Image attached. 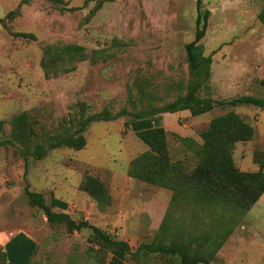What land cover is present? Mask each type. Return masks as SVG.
Instances as JSON below:
<instances>
[{"label": "rangeland", "instance_id": "1", "mask_svg": "<svg viewBox=\"0 0 264 264\" xmlns=\"http://www.w3.org/2000/svg\"><path fill=\"white\" fill-rule=\"evenodd\" d=\"M99 1L100 7L89 15ZM195 3L0 0V17L10 10L19 11L7 21V27L0 24V121L21 111L36 110L38 120L57 123L78 114L79 102L84 103L85 112L105 106L118 109L126 104L128 86L137 70L146 75L158 73L157 82L183 77L187 72L185 43L195 31ZM201 3L203 10L210 11L201 40L203 53L212 58L209 87L201 95L209 93L217 100L243 94L264 97V24L257 18L264 10L262 0ZM8 29L33 33L35 38L13 36ZM54 41L76 42L88 50L103 48L111 55L95 63L78 61L73 70L45 78L39 65L41 46ZM228 110L242 116L255 131L252 139L236 144L235 163L242 170H257L262 157L256 152H264V108L253 105H217L198 116L188 110L160 114L158 121L167 128L172 157L192 159V151L179 136L200 142L199 133L209 119ZM128 119L92 121L84 131V148L50 149L41 159L27 162H9L0 146V227L8 234L23 231L32 236L39 244L37 260L41 264H63L68 258L78 264L102 263L91 250L87 252L89 229L70 233L63 226L50 227L43 212L28 203L26 185L42 192L47 201L54 197L66 202L64 211L127 241L132 250L153 241L156 230L143 226L148 223L143 206L150 202L152 207L157 197H168L170 190L125 177L126 159L146 149L130 129ZM35 128L38 130L39 124ZM261 168L264 170V157ZM83 173L96 175L108 187L111 201L103 210L77 188ZM123 187L132 192L123 193ZM153 257L145 264H161ZM214 264H264V193L217 251Z\"/></svg>", "mask_w": 264, "mask_h": 264}, {"label": "trees", "instance_id": "2", "mask_svg": "<svg viewBox=\"0 0 264 264\" xmlns=\"http://www.w3.org/2000/svg\"><path fill=\"white\" fill-rule=\"evenodd\" d=\"M262 2L264 5V0ZM101 3L99 1L89 15H93ZM195 7V31L193 38L185 43L187 72L183 77L157 82L158 73L146 75L137 70L128 86L126 104L118 109L105 106L99 111L85 112L84 103L79 102L78 114L57 123L38 120L36 110L21 111L0 121V146L6 150L9 162H27L30 158L41 159L50 149L80 150L86 145L84 131L92 121L129 116L130 129L146 149L131 157L126 167L127 175L171 192L169 206L153 241L140 243L132 250L127 241L116 238L82 216L74 217L64 211L66 202L54 197L47 201L42 192L27 185L24 188L28 203L43 212L50 227L63 226L70 233L89 229L87 252L95 253L102 264H145L152 256L159 258L161 264H214L217 251L264 193V170L261 168L264 152H256L262 160L258 161L260 167L255 171L242 170L235 163L236 144L252 139L255 131L234 110L212 116L199 133L200 142L179 136L192 151V159L172 157L167 130L158 121L163 113L188 110L191 115L198 116L217 105L244 104L264 108V97L243 94L217 100L209 93L201 95V91L209 87L211 74V54L203 53L201 42L210 11L202 9L201 0H196ZM18 14L17 9L8 11L0 17V24L7 27V21ZM257 18L264 24V10L258 12ZM8 31L16 37L35 38L30 32ZM108 55L111 54L103 48L88 50L76 42L54 41L41 46L39 65L43 76L51 78L73 70L78 61L95 63ZM35 124H39L38 130ZM77 188L93 199L98 210L110 204L108 187L92 173H83ZM29 242V247H21L22 257H17L9 247L0 248V264H41L37 260L39 244ZM63 264L78 263L68 258Z\"/></svg>", "mask_w": 264, "mask_h": 264}, {"label": "crops", "instance_id": "3", "mask_svg": "<svg viewBox=\"0 0 264 264\" xmlns=\"http://www.w3.org/2000/svg\"><path fill=\"white\" fill-rule=\"evenodd\" d=\"M163 118V115L161 116ZM162 122H163V119H162ZM164 126V125H163ZM164 128L167 130V128L164 126ZM195 140V139H194ZM131 158H128L126 159V167H127V164L129 162ZM126 167H125V177L129 180H133L131 177H129L127 175V172H126ZM133 189V188H132ZM139 191L138 189H134V192H137ZM122 192H126V193H131L132 191L130 190V188H126V187H123L122 188ZM137 194H140L139 192H137ZM164 197L160 196L159 198L157 197L155 203H153L154 205L152 207H150L151 203H147L145 204V206H143L144 208V211L146 212L147 214V220H148V223L145 224L143 223V226L147 229H150L152 231L154 230H157L163 216H164V213H165V210H166V206H167V203L169 202L170 200V196H171V192L169 193L168 197L163 195ZM145 201V200H144ZM148 207V208H146ZM143 235V234H142ZM29 241H32V242H36V240L30 236L29 234H27L26 232H23V231H17V232H14V233H11V234H8L5 230V228L3 227H0V248H8L11 250V251H14L16 252V255L17 257H22V252L24 250H22L21 247H29L30 245V242Z\"/></svg>", "mask_w": 264, "mask_h": 264}]
</instances>
